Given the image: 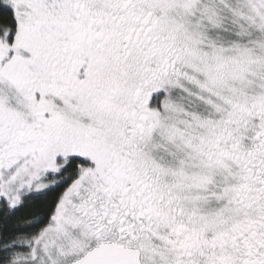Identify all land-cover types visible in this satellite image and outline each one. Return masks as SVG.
Returning <instances> with one entry per match:
<instances>
[{
    "label": "snow or ice",
    "instance_id": "snow-or-ice-1",
    "mask_svg": "<svg viewBox=\"0 0 264 264\" xmlns=\"http://www.w3.org/2000/svg\"><path fill=\"white\" fill-rule=\"evenodd\" d=\"M0 264H264V0H0Z\"/></svg>",
    "mask_w": 264,
    "mask_h": 264
}]
</instances>
